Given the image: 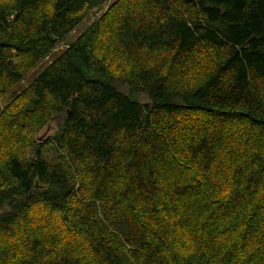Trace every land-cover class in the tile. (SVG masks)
I'll list each match as a JSON object with an SVG mask.
<instances>
[{
    "label": "trees",
    "instance_id": "obj_1",
    "mask_svg": "<svg viewBox=\"0 0 264 264\" xmlns=\"http://www.w3.org/2000/svg\"><path fill=\"white\" fill-rule=\"evenodd\" d=\"M103 1L0 0V264H264V0H116L12 93Z\"/></svg>",
    "mask_w": 264,
    "mask_h": 264
},
{
    "label": "rangeland",
    "instance_id": "obj_2",
    "mask_svg": "<svg viewBox=\"0 0 264 264\" xmlns=\"http://www.w3.org/2000/svg\"><path fill=\"white\" fill-rule=\"evenodd\" d=\"M116 0H105L103 2H101V4H99L96 8H93V10L91 11V13L89 15H87L82 23L69 35H67L66 37H64L62 40H60L57 44V46L55 47V49L49 54V56L44 59L43 61H41L34 69H32L27 76L24 78V80L22 82H20L18 85H16L13 89H12V93H17L20 90H22L23 88L27 87L29 85V83L35 78L37 77L42 70L50 63L52 62L58 55L61 54V52L63 50H65V48L71 43L73 42L76 37L81 34L85 28L104 10H107L109 8V6L115 2ZM9 95H7L6 98H4L2 101H0V108L10 99ZM139 100H141L142 102L147 101V99L141 95L136 96ZM60 118H57L55 120H53L52 122H50V124L44 128L40 134H39V141L43 138H45V136L47 135H51L54 132H56L57 128H58V124L60 123ZM43 222V220L38 221L37 223H41ZM55 225V224H53ZM56 225L60 228H62V226H60L57 222ZM81 242V241H80ZM82 244V242H81ZM83 246V245H82Z\"/></svg>",
    "mask_w": 264,
    "mask_h": 264
}]
</instances>
